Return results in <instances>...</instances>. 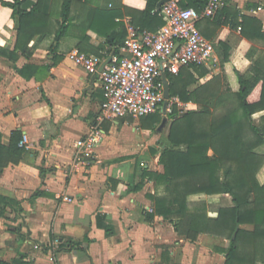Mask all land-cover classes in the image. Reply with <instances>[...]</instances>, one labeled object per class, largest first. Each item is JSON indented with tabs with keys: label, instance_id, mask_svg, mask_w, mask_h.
Here are the masks:
<instances>
[{
	"label": "crops",
	"instance_id": "obj_1",
	"mask_svg": "<svg viewBox=\"0 0 264 264\" xmlns=\"http://www.w3.org/2000/svg\"><path fill=\"white\" fill-rule=\"evenodd\" d=\"M1 1L11 0H0V48L11 52L16 31L12 11L6 12L9 8ZM35 2L24 0L23 7L28 9ZM223 2L227 14L222 9L197 23L201 35L213 43L214 56L206 66H197L207 72L202 77L188 68L196 79L189 92L206 83L215 88L222 85L218 42L231 49L230 74L234 69L246 73L260 62L264 67L262 43L244 38L234 23V13L239 23L243 17L254 18L262 22L264 32V0ZM51 5L52 1L46 0L45 10ZM87 36L89 45L100 49L101 58L107 60L111 55L102 39L91 31ZM51 44V37L38 36L30 44L36 48L28 58L18 53V59L10 61L0 55L1 143L10 146L16 132L22 137L19 162L0 170V197L12 205L0 217V263L223 264L220 249L228 246L227 241L200 235L191 243L178 235L172 224L154 215L149 196L160 189L142 173H163L158 159L167 147L168 118L165 130L160 131L163 115L152 129L144 128L140 119H102L100 90L93 78L67 57L77 50L76 37L62 40L56 55L50 52ZM238 58L248 64L238 67ZM26 65L38 70L29 79L19 73ZM197 107L190 101L182 103L179 111ZM213 111L221 114V105ZM263 117L261 112L252 119L259 125ZM94 129L101 133L99 146L92 155H77L74 143ZM263 150L264 145L255 152L264 156ZM257 178L264 183V166ZM188 201L205 203L210 217L221 208L233 207L228 195L198 194L189 196ZM19 209L21 212H16ZM97 215L104 218L111 235L98 228ZM64 241L85 252L65 251L59 247Z\"/></svg>",
	"mask_w": 264,
	"mask_h": 264
},
{
	"label": "trees",
	"instance_id": "obj_2",
	"mask_svg": "<svg viewBox=\"0 0 264 264\" xmlns=\"http://www.w3.org/2000/svg\"><path fill=\"white\" fill-rule=\"evenodd\" d=\"M51 1L49 10H45L46 0H36L28 9L23 7L24 0L1 1L2 6L12 11L16 42L11 52L0 48V55L10 61H16L18 53L28 58L36 48L30 44L38 36L52 38L50 52L56 55L60 42L74 35L79 53L102 57L100 49L89 45L88 31L102 39L109 55H116L127 36L123 20L128 19L131 26L149 32L164 25L162 6L157 8L161 0ZM208 1L178 0V5L200 11ZM139 4L143 6L138 7ZM222 9L228 12L227 8ZM234 19L244 38L264 46L262 22L243 17L239 23L237 13ZM216 51L223 79L219 88L206 83L189 92L196 79L188 68L196 70L200 77L207 73L199 71L197 66L182 68L176 76L165 71L170 97H177L181 103L194 102L198 107L184 112L174 107L168 117L167 147L158 159L163 173L146 171L142 176L160 189L149 196L154 203V215L172 224L178 235L191 243L200 235L227 241L228 246L220 249L223 264H264V183L260 184L257 178L264 166V156L255 152L264 145V117L259 125L252 119L253 115L264 112V67L260 62L246 73L234 69L230 74L227 65L231 49L218 42ZM37 71L36 67L26 65L19 73L29 79ZM27 72L31 74L27 76ZM208 101L210 104L206 105ZM219 105L222 112L215 115L213 109ZM140 120L144 128L152 129L160 122L161 114ZM21 139L16 132L6 147L0 134V170L19 162ZM198 194L228 195L233 207L221 208L215 217H210L205 203L188 201L189 196ZM11 206L0 197V217ZM103 220L102 216H96L98 228L111 235V228ZM59 247L68 252H85L70 241L62 242Z\"/></svg>",
	"mask_w": 264,
	"mask_h": 264
},
{
	"label": "built area",
	"instance_id": "obj_3",
	"mask_svg": "<svg viewBox=\"0 0 264 264\" xmlns=\"http://www.w3.org/2000/svg\"><path fill=\"white\" fill-rule=\"evenodd\" d=\"M223 6V0H209L197 11L182 9L178 0H171L162 6L164 25L155 32L135 28L123 20L127 36L102 71L105 59L77 50L69 53L68 59L92 77L101 92V118L141 119L156 113L168 118L174 107L179 109L182 103L177 97L165 101L161 73L176 76L182 68L206 66L213 59L214 45L201 35L197 23L213 18ZM100 134L94 129L77 140L76 154L92 155L100 144Z\"/></svg>",
	"mask_w": 264,
	"mask_h": 264
},
{
	"label": "water",
	"instance_id": "obj_4",
	"mask_svg": "<svg viewBox=\"0 0 264 264\" xmlns=\"http://www.w3.org/2000/svg\"><path fill=\"white\" fill-rule=\"evenodd\" d=\"M169 1H171V0H161V1L157 4V8L163 6L165 3L169 2ZM176 48H177V46L175 47L174 52L176 51ZM109 61H110V58H108V59L102 64V66H101V68H100V71H102V69L104 68V66H105L106 64H108ZM161 79H162V83H163V94H164V99H165V101L167 102V101L169 100V98H170V91H169V82H168V80H167L166 73H165L164 71H162V73H161ZM166 102H165L164 105H163V109H164V110H165V107H166ZM166 122H167V118L164 117V119H163V121H162V123H161V125H160V127H159V131L162 130V128L165 126Z\"/></svg>",
	"mask_w": 264,
	"mask_h": 264
},
{
	"label": "clouds",
	"instance_id": "obj_5",
	"mask_svg": "<svg viewBox=\"0 0 264 264\" xmlns=\"http://www.w3.org/2000/svg\"><path fill=\"white\" fill-rule=\"evenodd\" d=\"M143 5L142 4H139L138 5V7H142ZM6 12H8V11H10V9L9 10H5ZM3 43V41H0V44H2ZM241 64H243V65H247L248 64V61L247 60H242V59H239L238 58V61H237V66L239 67Z\"/></svg>",
	"mask_w": 264,
	"mask_h": 264
},
{
	"label": "rangeland",
	"instance_id": "obj_6",
	"mask_svg": "<svg viewBox=\"0 0 264 264\" xmlns=\"http://www.w3.org/2000/svg\"><path fill=\"white\" fill-rule=\"evenodd\" d=\"M178 111H179V109H178ZM164 128V127H163ZM162 128V130H165V128L163 129ZM167 128V127H166ZM263 153H264V150L262 151ZM197 250H198V246H197V248L195 249V252H197Z\"/></svg>",
	"mask_w": 264,
	"mask_h": 264
}]
</instances>
